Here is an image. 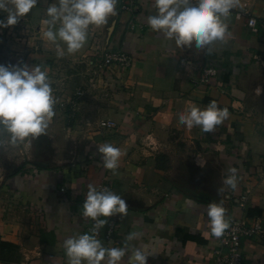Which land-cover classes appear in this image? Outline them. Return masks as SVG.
Returning <instances> with one entry per match:
<instances>
[{"label": "crops", "instance_id": "obj_1", "mask_svg": "<svg viewBox=\"0 0 264 264\" xmlns=\"http://www.w3.org/2000/svg\"><path fill=\"white\" fill-rule=\"evenodd\" d=\"M52 3L58 0H38L17 25L0 28V64L40 66L55 99L45 134L12 146L0 133L16 155L9 157L14 168L0 177V264H68L63 242L91 235L82 205L89 185L103 182L128 204L108 246L126 249L124 264L133 248L148 253L147 264H213L219 242L209 226L210 203H222L228 223L264 218V0H235L231 9L246 15L222 17L225 36L211 50L177 48L154 32L147 24L154 0H140L132 12L117 5L105 25L89 27L74 54L57 41L63 57L43 35ZM6 16L0 11V20ZM249 17L257 19L255 29ZM95 32L101 47L133 58L128 69L113 66L111 91L89 87ZM207 67L218 71L210 84L201 82ZM212 101L228 110L212 132L179 123L180 113ZM103 120L117 127L101 128ZM104 143L121 151L116 170L102 166ZM233 167L235 190L223 183ZM194 168L199 174L189 177ZM243 244L244 264H264V241Z\"/></svg>", "mask_w": 264, "mask_h": 264}, {"label": "clouds", "instance_id": "obj_2", "mask_svg": "<svg viewBox=\"0 0 264 264\" xmlns=\"http://www.w3.org/2000/svg\"><path fill=\"white\" fill-rule=\"evenodd\" d=\"M37 3L38 0H0V11L7 13L6 20H0V28L17 25ZM234 3L235 0H154L156 14L147 18V24L166 41L174 42L177 48H192L194 45L196 49L211 50L217 41L224 39L227 25L221 18L229 15ZM117 4L118 0H58V4H50L46 10L48 19L43 23L48 25V30L43 35L50 42H64L67 53L74 54L84 46L89 27L105 25L108 18L115 15ZM57 55H64L58 43ZM54 104L46 70L22 62L7 66L0 64V133L7 134L12 146L45 134L54 115ZM227 118L228 110L220 109L212 101L203 110L192 106L180 113L179 123L189 129L199 126L205 133H210ZM98 152L105 169L118 168L119 148L104 143L98 145ZM228 171L230 175L223 183L235 190L237 169L233 167ZM82 209L83 218L95 221L93 231L97 232L109 223V218L126 216L128 204L109 189L98 190L89 185ZM225 212L222 203L208 205L211 234L217 238L229 227ZM63 243L68 264H124L126 249L106 247L95 235L82 234ZM148 258L146 251L133 248L126 264H147Z\"/></svg>", "mask_w": 264, "mask_h": 264}, {"label": "built area", "instance_id": "obj_3", "mask_svg": "<svg viewBox=\"0 0 264 264\" xmlns=\"http://www.w3.org/2000/svg\"><path fill=\"white\" fill-rule=\"evenodd\" d=\"M140 0H118V6L123 12H132ZM234 15L237 19H242L246 12L233 11L230 9L229 15ZM227 16V17H228ZM257 19L255 17L248 18V25L253 29L257 26ZM135 24L130 23V28H134ZM100 34L93 33V42L89 50L88 57L93 58L92 71L97 76H91L89 79V87L91 90L104 89V91H111L115 89V82L113 81V66L128 69L133 65L132 56L124 49H111L106 50L101 47ZM218 71L216 68L207 67L204 69L201 77V82L210 84L213 78L216 77ZM84 91L79 89L76 91V96L81 97ZM100 127L104 129H114L117 123L112 120L101 121ZM109 189L113 192L114 188L110 183L103 182L99 185L98 190ZM248 197H242V207L245 208ZM100 219H105L100 217ZM119 216L116 215L109 218V223L94 232L95 221L87 218L86 226L91 235H95L104 246L108 247L113 240L114 235L119 230ZM229 227L225 230L224 234L218 238L219 244L214 250L213 264H244V241H252L258 239L264 241V218L262 217H240L231 219L228 223Z\"/></svg>", "mask_w": 264, "mask_h": 264}, {"label": "rangeland", "instance_id": "obj_4", "mask_svg": "<svg viewBox=\"0 0 264 264\" xmlns=\"http://www.w3.org/2000/svg\"><path fill=\"white\" fill-rule=\"evenodd\" d=\"M4 65V64H3ZM6 145H8L9 146V144L8 143H6V142H0V168L2 169H0V177L1 176H3L4 174H5V172L7 171V172H9V171H11V169H13L14 168V166H15V164H12V165H10V158L9 157H15L16 155L14 154V152L12 151V152H10V149H6L4 146H6ZM7 148H9V147H7ZM22 157V155L20 154L19 156H18V158L20 159L21 157ZM13 159V158H12ZM13 163V162H12ZM190 165V164H189ZM191 166V165H190ZM5 167H7V169L6 170H4L3 168H5ZM196 170V171H195ZM198 171H199V168H194V169H192V170H189V177H194V176H196V175H198L199 173H198ZM213 172V171H212ZM214 173V172H213Z\"/></svg>", "mask_w": 264, "mask_h": 264}]
</instances>
